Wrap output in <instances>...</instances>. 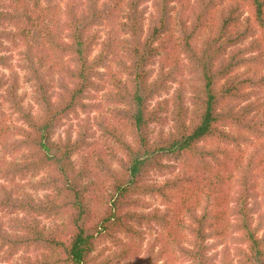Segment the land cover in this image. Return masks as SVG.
<instances>
[{
	"label": "trees",
	"instance_id": "16d2710c",
	"mask_svg": "<svg viewBox=\"0 0 264 264\" xmlns=\"http://www.w3.org/2000/svg\"><path fill=\"white\" fill-rule=\"evenodd\" d=\"M143 1L69 0L50 27L40 0H0V264H160L173 252L189 264H264V0H154L147 28ZM121 13L123 37L103 38ZM41 23L50 46L28 45L21 76L5 42ZM115 57V106L98 122L117 147L107 154L88 117L75 136L57 132L88 112ZM57 73L69 78L60 97ZM107 241L116 250L105 257L96 250Z\"/></svg>",
	"mask_w": 264,
	"mask_h": 264
},
{
	"label": "rangeland",
	"instance_id": "374dc122",
	"mask_svg": "<svg viewBox=\"0 0 264 264\" xmlns=\"http://www.w3.org/2000/svg\"><path fill=\"white\" fill-rule=\"evenodd\" d=\"M69 0H52V2H48L47 0H40V4L42 6L43 9H47L48 10V14L51 18V20L46 19L45 22H47L48 26L52 27L55 25V23L58 21V23L60 22L61 18L62 20L65 19V14H64V10L66 8V4ZM84 2L87 0H83ZM192 3L195 2V0H190ZM246 2V0H244ZM7 2H9V0H7ZM31 2V1H30ZM182 4L178 3V8H181ZM142 9L145 12V17H146V21H145V27H148V24L150 22V18L153 15L154 11H155V7H154V0H144L142 2ZM246 14L249 15V11L248 8ZM178 12H180V10H178ZM57 15H59V18H57ZM56 16V19H55ZM123 20V14H118L116 17H114L113 21L110 23L108 22L107 25L102 26V35L103 38L106 37L108 30L111 29L112 33L116 36L117 40H120L123 36H122V28L119 26V23ZM110 23V24H109ZM42 26V23L40 25L39 28H37L36 30H34L33 32L28 34L27 40H20L18 41V43L16 45H12L11 43H9L8 41H6L5 43L9 46V50L6 52L7 55L10 56L12 65L11 67L17 69L20 73V75H23V71H20L19 69V63L23 60L24 58V54L26 51H28V45H32L33 48L36 50V52H45V48H46V44L47 47H49L50 45L48 44V42L46 41L45 44V31L40 29ZM60 27V25H58ZM61 27L58 31V33H61ZM64 36L66 35V33H63ZM49 45V46H48ZM121 55V58L123 59L124 56H122V54H119V56ZM114 62L112 64V66H110L109 68L105 69V76L102 79H99L101 85L103 86L101 89L99 90H92L90 93L89 98L86 100L87 104L89 105V110L88 112H80L78 118H71L70 120L65 121L66 123L58 130L57 134L58 135H65L66 134V130L72 126L73 128V135L75 136V131L79 128L78 123L80 122L79 120H81L82 118L88 117L91 120V123L93 125V129L95 131V137H96V142L98 143V147H102L101 149H103L104 151L107 152V154H111L112 152H116L117 151V147L115 142L112 140V138L108 137L104 131L103 128L99 125L98 122L102 121L105 124L110 122L111 120V115L109 113V110L111 108H113L115 106V104L113 103V100L110 98V94L114 91H116L115 86L113 85L114 82V78L116 75H120V69L119 66L117 64L118 59L115 57L114 58ZM63 61H67L66 58L63 59ZM157 68V67H156ZM258 68L257 65H255L253 67V69ZM260 70V69H259ZM2 71H4L6 74H9L11 72V69L6 68L3 69ZM261 71L262 73H264V66H261ZM260 71V73H261ZM68 81L69 78L68 76H62V74H56L54 76L53 82H54V87L57 93V96L60 97L61 93H62V88H61V81ZM178 86V82L175 83L173 85V89L171 90V92L169 94H162L159 97H155L154 101L152 102V104H155L156 101L158 100H163L166 98H171L172 94H173V90ZM20 93H25L26 94V101L32 102V88L29 84H27L26 82H24V80H21V87H20ZM3 110L5 111V115L2 116L5 119L8 120V122L10 124H14L15 122V117L13 115H11L10 111H8L6 105L4 106ZM2 119V118H1ZM14 122V123H13ZM160 129V127H155V131L157 132ZM253 149V145L251 144L248 147V152L251 151ZM76 158H78L79 160L82 159V156H77ZM91 163L93 164V169L92 171L94 172H98L97 167H95V159L92 158ZM180 169V167H179ZM169 176V173L165 172L163 174H159V173H152L150 175V180L151 181H162L164 179H166ZM93 180L97 181V177L92 175ZM102 177V175L100 176ZM37 179L36 178H33ZM99 182V181H98ZM26 185V181H22V180H18L17 182H15L13 184V186L15 188H19V189H23L25 188ZM30 190V192L34 193V195H40L43 196L44 192L43 191H34L32 189H28ZM146 199H148L150 201V203L152 204L153 207L156 206H161V202H160V198H153L151 199L150 197H145ZM99 204L96 203L94 201L93 206L96 207ZM55 220H49V221H44L46 224L48 225H52L54 223ZM57 222H60V220H57ZM159 231H162L159 230ZM151 239H153V236L150 234H147L145 237V241L143 243V247L145 248L148 241H150ZM161 245H159L160 247ZM157 247V248H159ZM105 251L104 253H102L101 251ZM116 250V247H114L112 245V243L110 241L107 242H99L97 245V250L96 252L98 253H102V256L104 255L109 256L110 254H112V252H114ZM216 252H221L222 251V246H218L215 249ZM22 253V252H21ZM20 253V254H21ZM142 256V255H141ZM140 256V257H141ZM229 256L233 257L234 256V249H233V245H230V252H229ZM222 255H219L218 260L216 261V264H221V259ZM18 258L16 257L15 260H17ZM144 264V263H142ZM160 264H189L188 261L182 259L180 256H178L177 253L173 252L172 254H167L165 255V257H163V260L160 262Z\"/></svg>",
	"mask_w": 264,
	"mask_h": 264
}]
</instances>
